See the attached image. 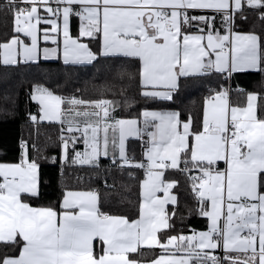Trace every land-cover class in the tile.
<instances>
[{"label":"snow or ice","instance_id":"6c2138e0","mask_svg":"<svg viewBox=\"0 0 264 264\" xmlns=\"http://www.w3.org/2000/svg\"><path fill=\"white\" fill-rule=\"evenodd\" d=\"M245 5L264 21V0H4L13 29L0 42V63L123 60L135 67L129 76L138 79L145 102L174 101L182 78L227 81L234 73L264 72V37L234 28ZM232 91L224 83L210 88L197 125L191 115L147 107L117 116L121 100L61 96L33 85L39 113L29 120L61 126L59 155L41 156L33 143L31 156L22 139L18 161L0 162V243L12 249L0 254V264H137L129 254L141 247L159 249L152 264H264V117L255 94L239 106ZM123 105L130 107L127 99ZM130 138L141 141L142 159L129 155ZM101 157L143 171L137 218L102 211L97 189L65 188L56 204H31L40 196L41 159L59 162L63 172L69 163L99 168ZM170 172L185 176L206 230L172 234L180 181Z\"/></svg>","mask_w":264,"mask_h":264},{"label":"trees","instance_id":"16d2710c","mask_svg":"<svg viewBox=\"0 0 264 264\" xmlns=\"http://www.w3.org/2000/svg\"><path fill=\"white\" fill-rule=\"evenodd\" d=\"M219 26L218 19L217 27ZM234 28L236 31L253 32L264 37V21L260 19V10L245 5L243 17L237 15ZM12 29L11 12L0 7V42L11 37ZM72 32L77 33L75 23H72ZM90 47L98 51L97 43H91ZM135 70L133 65L123 60L104 57H99L92 64L84 65H66L60 60H41L38 64L21 63L15 66L0 63V162L18 161L19 143L22 139L28 141L31 156H37V152L32 148L33 143L40 149L41 156L59 155L58 137L61 126L55 122H42L34 126L29 120V113L37 115L39 113V106L30 99V92L35 84H42L54 94L61 96L77 95L85 99L121 100L122 107L118 109L117 116L135 115L142 108L147 107L157 111H179L184 119L191 115L198 125L202 116L204 98L209 95V89L224 83L225 87L233 89L231 100L236 105L245 103L247 93H257L258 114L264 117V72L234 73L227 81L222 80L218 75L206 78H182L174 101L145 102L139 96L138 79L129 76ZM237 87L245 89V93L237 92ZM121 90L124 96L119 95ZM125 99L129 101L130 107L123 105ZM37 127L40 133L38 138ZM140 145L141 141L137 139L130 138L128 141L129 155L135 156L137 160L142 159ZM82 147L81 143L77 145L81 151ZM40 163L42 177L40 196L31 201L34 207L56 204L65 188L76 191L97 189L102 211L112 215L137 218L139 181L144 177L142 170L135 168L121 170L112 165L110 158L104 157H101L99 168L69 163L63 165V172L59 162L53 164L50 159H41ZM168 178L180 181L179 186L173 190L178 196L179 204L176 215L171 221L175 225L172 234L181 231L187 234L191 230L206 229L207 220L198 214L197 201L185 176L170 172ZM105 181L111 187L106 188ZM167 207L171 213L173 206ZM158 251L159 249H139L137 253L129 254V258L138 261L149 259ZM5 252L11 254V247L0 243V254Z\"/></svg>","mask_w":264,"mask_h":264},{"label":"crops","instance_id":"0c3cea01","mask_svg":"<svg viewBox=\"0 0 264 264\" xmlns=\"http://www.w3.org/2000/svg\"><path fill=\"white\" fill-rule=\"evenodd\" d=\"M72 23H75L76 24V26H77V32H78V26H79V19L78 18H76V17H74L73 19H72ZM239 32H241V33H249V32H243V31H239ZM7 41V40H6ZM6 41H4V42H6ZM48 46H51V45H48ZM43 60V59H42ZM60 61H62L63 62V60H62V58L61 59H59ZM2 64V63H1ZM249 93H252V94H255L256 96H257V93H255V92H249ZM248 94V93H247ZM246 104H247V95H246V101H245V103L243 104V105H239V106H246ZM256 104H257V100H256ZM234 105H236V104H234ZM149 110H151V109H149ZM154 111H157V110H154ZM82 150H83V147H82ZM143 179V178H142ZM203 230H206V229H203ZM197 231H201V230H197ZM187 234H191V231L189 232V233H187ZM140 249H150V248H147V247H141ZM159 254H160V252L158 251L153 257H150L149 259H142V260H140V261H138V260H133V259H130V260H133V261H136L137 262V264H152V261L154 260V259H156L158 256H159Z\"/></svg>","mask_w":264,"mask_h":264},{"label":"built area","instance_id":"2783aa9c","mask_svg":"<svg viewBox=\"0 0 264 264\" xmlns=\"http://www.w3.org/2000/svg\"><path fill=\"white\" fill-rule=\"evenodd\" d=\"M0 3H4V0H0ZM7 9V8H6ZM7 11H9L8 9H7ZM82 144V143H81ZM220 166L221 167H223L224 165H223V163L221 162L220 163ZM214 254H216V255H223V253L220 251V250H217Z\"/></svg>","mask_w":264,"mask_h":264}]
</instances>
